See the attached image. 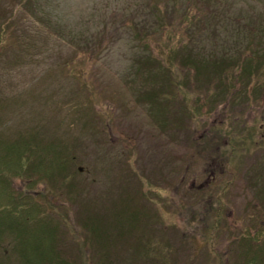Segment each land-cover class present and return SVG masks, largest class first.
Returning <instances> with one entry per match:
<instances>
[{
    "label": "rangeland",
    "instance_id": "rangeland-1",
    "mask_svg": "<svg viewBox=\"0 0 264 264\" xmlns=\"http://www.w3.org/2000/svg\"><path fill=\"white\" fill-rule=\"evenodd\" d=\"M151 1L0 0V136L33 135L39 146L69 151L76 187L41 179L28 207L37 205L47 221L67 211L60 233L68 254L81 257L77 264H245L255 243L235 238L252 234L264 216V124L252 128L253 149L241 146L235 157L226 135L243 130L242 122L249 127L264 97L255 81L246 89L234 80L239 73L225 92L210 67L197 80L187 66H148L150 50L178 44L187 28L178 14L152 36L133 29L132 12L143 14ZM189 1L194 14L200 0H180L176 11ZM238 1L255 9L242 8L244 20L264 3ZM228 27L201 39L195 33L193 45L233 55L241 32ZM90 214L98 242L88 257L80 250Z\"/></svg>",
    "mask_w": 264,
    "mask_h": 264
},
{
    "label": "trees",
    "instance_id": "trees-1",
    "mask_svg": "<svg viewBox=\"0 0 264 264\" xmlns=\"http://www.w3.org/2000/svg\"><path fill=\"white\" fill-rule=\"evenodd\" d=\"M164 1L152 0L143 14L139 15L138 13L136 15L132 12V16H130L133 20L139 19L138 22L133 24L132 28L139 27V33L142 28L148 36H152V29H162L168 17L175 19L180 15L179 17L187 22V28L182 30L184 36L178 41V44H169L164 51L154 52L150 50L146 54L148 66H164L165 68H169V66L170 68L171 66H187L189 70L192 68L195 71L197 80L203 74V71L210 67L220 76L221 81H225V92L234 91V80L236 79L242 82L243 87L246 89L252 80L256 82L255 90L261 91L260 96L264 97V3L263 8H260L263 11L260 10L256 14H251L249 18L246 16L247 19L244 20V17L241 16L243 13L242 8L252 13L255 10L250 2L200 0L202 2L201 6L197 7L194 14L191 15L189 14V10H191L189 7L190 1L185 8L178 9V12L175 8L180 0H172L169 7H166V5L161 7L162 3H165ZM262 2L264 1L262 0ZM235 4L240 6L233 9L236 7ZM205 9H208L207 12ZM228 25L237 26L241 32L236 34L238 42L231 52L233 55H230V52H223L218 56L214 48L211 49L202 42L193 45L195 43L193 41L195 33H197V39H201L204 31L210 30L214 34L222 33L224 29L220 28H226V31H228ZM1 27L3 25L0 24V33ZM175 30H173L174 35ZM136 31L134 30L135 33ZM83 40L78 39L77 43ZM142 42L145 45L144 40ZM80 44L82 45V43ZM77 46L79 45L77 44ZM146 47H150L149 44ZM237 73L243 76L235 78ZM239 92H241L240 89L237 94ZM199 105L201 104L199 103ZM198 108L194 106V112L198 111ZM230 120L234 121V119ZM257 124L258 127L264 124V111H261L259 117H255L254 122L249 127L245 125V122H242L243 130L237 132L238 134L231 130L227 131L226 136L231 141L228 147L232 157H235L240 152L241 146L244 145L247 147H243L241 152H250L253 149L251 145H255L264 138V132L259 140L254 138L255 130L252 128ZM25 137L22 138L21 136L20 139L12 141L0 139V248L5 249L7 243L10 245L9 250H4V252L8 251L7 254L0 256V264H9L8 262L10 264H77L78 261L76 263V260H80L81 257L74 254L77 257L76 259L68 254L71 253V250L65 248V242L61 237L64 232L60 233L61 223L66 225L67 222V211L60 210L58 212L57 215L60 220L49 218L48 221L42 219L41 221L38 206L28 207L34 202L28 200L35 197L34 194L30 193V189L38 184L41 179H50L53 183L60 181L70 189L72 186L76 187L67 171L66 163H69L67 161V159H70L69 151L59 152L54 146L50 147L52 145L50 143L47 144L49 147L44 148L39 146L38 141H35V136L31 135L27 138L26 135ZM57 148L60 149L59 144ZM60 169H65L66 172L62 174L59 171ZM57 174H59L58 178H56ZM259 175L261 176L260 173ZM15 178H25L27 185L16 188L14 185ZM256 217L258 219L255 222L254 232L249 234L250 232L245 233L241 230L238 231V238H235L238 241L242 237H245L243 240L249 239L250 244L247 245L249 248L251 242L255 243L256 247L245 259V264H264V216ZM88 218L90 224L87 221L83 224V227L87 230L83 229L86 235L83 242L86 243H82L83 249L80 250V253L89 257L93 244L97 243L98 240H93L94 238L97 239V233L91 236L89 232L92 230L88 225H93L94 221L92 214ZM73 224L71 223V226L74 228ZM68 227L70 228L69 224Z\"/></svg>",
    "mask_w": 264,
    "mask_h": 264
}]
</instances>
